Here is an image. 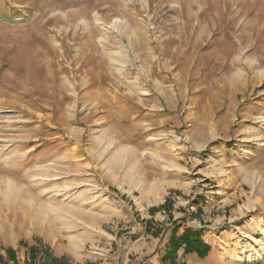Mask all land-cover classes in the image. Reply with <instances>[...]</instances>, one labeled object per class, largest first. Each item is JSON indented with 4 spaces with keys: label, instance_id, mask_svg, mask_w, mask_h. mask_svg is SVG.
Instances as JSON below:
<instances>
[{
    "label": "rangeland",
    "instance_id": "1",
    "mask_svg": "<svg viewBox=\"0 0 264 264\" xmlns=\"http://www.w3.org/2000/svg\"><path fill=\"white\" fill-rule=\"evenodd\" d=\"M175 227L209 254L163 259ZM10 247L7 264H264V0H0Z\"/></svg>",
    "mask_w": 264,
    "mask_h": 264
},
{
    "label": "trees",
    "instance_id": "2",
    "mask_svg": "<svg viewBox=\"0 0 264 264\" xmlns=\"http://www.w3.org/2000/svg\"><path fill=\"white\" fill-rule=\"evenodd\" d=\"M178 227H175L171 239L169 241L170 250L163 259H175L178 256V251L180 249H184V254H192L196 253L200 258L206 257L209 252L211 251V246L202 238L201 230H193V229H186L182 232V234L177 235ZM39 248L36 246L29 247V254L32 261H37L39 257ZM47 251L45 249L44 253ZM7 252V260L3 254L0 253V263L7 264L9 260H16V250L12 247L6 249ZM47 255V254H46ZM50 257V262L48 264H72L71 261L67 257L63 258H56L53 255L48 256Z\"/></svg>",
    "mask_w": 264,
    "mask_h": 264
},
{
    "label": "bare ground",
    "instance_id": "3",
    "mask_svg": "<svg viewBox=\"0 0 264 264\" xmlns=\"http://www.w3.org/2000/svg\"><path fill=\"white\" fill-rule=\"evenodd\" d=\"M79 17V16H78ZM70 23V22H69ZM83 56V55H82ZM99 102V101H98Z\"/></svg>",
    "mask_w": 264,
    "mask_h": 264
}]
</instances>
